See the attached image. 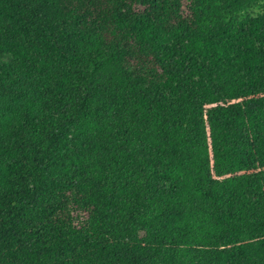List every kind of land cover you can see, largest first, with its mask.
<instances>
[{
	"label": "trees",
	"instance_id": "trees-1",
	"mask_svg": "<svg viewBox=\"0 0 264 264\" xmlns=\"http://www.w3.org/2000/svg\"><path fill=\"white\" fill-rule=\"evenodd\" d=\"M0 264H264V0H0Z\"/></svg>",
	"mask_w": 264,
	"mask_h": 264
}]
</instances>
